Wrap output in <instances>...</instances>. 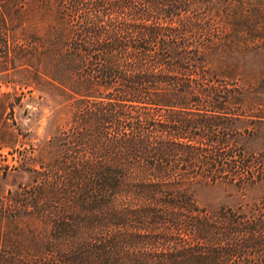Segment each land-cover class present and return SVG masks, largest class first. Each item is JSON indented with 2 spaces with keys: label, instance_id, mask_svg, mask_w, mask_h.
I'll return each mask as SVG.
<instances>
[{
  "label": "trees",
  "instance_id": "obj_1",
  "mask_svg": "<svg viewBox=\"0 0 264 264\" xmlns=\"http://www.w3.org/2000/svg\"><path fill=\"white\" fill-rule=\"evenodd\" d=\"M8 68L63 121L0 168V264H264V0H0Z\"/></svg>",
  "mask_w": 264,
  "mask_h": 264
},
{
  "label": "rangeland",
  "instance_id": "obj_2",
  "mask_svg": "<svg viewBox=\"0 0 264 264\" xmlns=\"http://www.w3.org/2000/svg\"><path fill=\"white\" fill-rule=\"evenodd\" d=\"M53 106L52 102L36 98L24 83L15 81L11 68L0 71V168L4 164H16L22 152L35 146L62 123V119L51 120ZM245 139L249 148L259 147L264 140V128L260 127L254 138ZM26 176L27 173L16 172L12 168L6 176L1 177L0 174V186L12 188L19 181H26ZM189 186L197 202L208 208L236 205L241 201L239 192L231 184L194 183ZM255 194L253 191L250 196Z\"/></svg>",
  "mask_w": 264,
  "mask_h": 264
}]
</instances>
